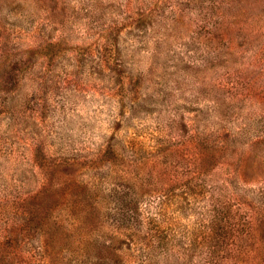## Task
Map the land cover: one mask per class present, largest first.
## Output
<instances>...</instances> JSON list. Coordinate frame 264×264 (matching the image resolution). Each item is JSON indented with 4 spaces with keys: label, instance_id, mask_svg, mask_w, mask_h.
<instances>
[{
    "label": "rangeland",
    "instance_id": "1",
    "mask_svg": "<svg viewBox=\"0 0 264 264\" xmlns=\"http://www.w3.org/2000/svg\"><path fill=\"white\" fill-rule=\"evenodd\" d=\"M0 264H264V0H0Z\"/></svg>",
    "mask_w": 264,
    "mask_h": 264
}]
</instances>
